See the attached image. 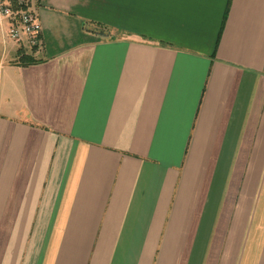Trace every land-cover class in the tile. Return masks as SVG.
<instances>
[{
  "label": "crops",
  "instance_id": "obj_1",
  "mask_svg": "<svg viewBox=\"0 0 264 264\" xmlns=\"http://www.w3.org/2000/svg\"><path fill=\"white\" fill-rule=\"evenodd\" d=\"M34 1L41 50L0 16V264H264V0Z\"/></svg>",
  "mask_w": 264,
  "mask_h": 264
},
{
  "label": "built area",
  "instance_id": "obj_2",
  "mask_svg": "<svg viewBox=\"0 0 264 264\" xmlns=\"http://www.w3.org/2000/svg\"><path fill=\"white\" fill-rule=\"evenodd\" d=\"M0 16L7 22L10 40L32 50L43 48V28L34 0H0Z\"/></svg>",
  "mask_w": 264,
  "mask_h": 264
},
{
  "label": "trees",
  "instance_id": "obj_3",
  "mask_svg": "<svg viewBox=\"0 0 264 264\" xmlns=\"http://www.w3.org/2000/svg\"><path fill=\"white\" fill-rule=\"evenodd\" d=\"M19 53H20L21 60L24 63V65H31V64H35L39 62L36 59H34L33 56L24 54V52H22L21 50L19 51Z\"/></svg>",
  "mask_w": 264,
  "mask_h": 264
}]
</instances>
